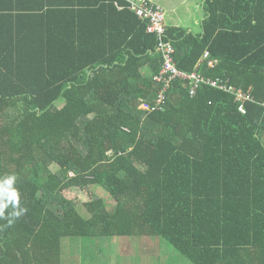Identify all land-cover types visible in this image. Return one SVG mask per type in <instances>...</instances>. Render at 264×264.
<instances>
[{"label": "trees", "instance_id": "obj_1", "mask_svg": "<svg viewBox=\"0 0 264 264\" xmlns=\"http://www.w3.org/2000/svg\"><path fill=\"white\" fill-rule=\"evenodd\" d=\"M39 1L0 9V183L19 193L0 264H64V239L113 237L162 238L189 264H264V0H205L201 34L166 26L180 70L255 99L245 116L183 81L143 112L163 88L149 22L121 0ZM94 187L115 204L90 194L87 218L64 193Z\"/></svg>", "mask_w": 264, "mask_h": 264}, {"label": "rangeland", "instance_id": "obj_2", "mask_svg": "<svg viewBox=\"0 0 264 264\" xmlns=\"http://www.w3.org/2000/svg\"><path fill=\"white\" fill-rule=\"evenodd\" d=\"M90 194L106 199L108 205L115 204L108 193L97 187L84 194L64 193L87 218L90 215L85 203L89 201ZM63 246L64 264H189L167 241L157 237L67 238L63 240ZM68 250L74 251L72 256H67Z\"/></svg>", "mask_w": 264, "mask_h": 264}, {"label": "built area", "instance_id": "obj_3", "mask_svg": "<svg viewBox=\"0 0 264 264\" xmlns=\"http://www.w3.org/2000/svg\"><path fill=\"white\" fill-rule=\"evenodd\" d=\"M124 5L116 3L119 10L128 9L135 13L142 21L149 22L148 33L154 34L157 39L155 52L163 59L162 69L159 70L158 75L153 78V82L157 85L163 86L158 93L155 103L153 105L143 104L141 110L145 113H153L164 109L167 93L171 86L177 81L188 82L190 86V96H196L198 90L206 85L214 89H218L230 93L234 102L238 104V113L242 116L246 115L245 105L247 103H254L255 99L240 90L233 88H226L217 80H209L201 76L198 72L187 73L178 68L175 55L176 49L172 42L167 38V27L165 19V11L162 7L155 5L148 0H121ZM210 58L209 52H206L201 61H206ZM215 61H209V66L213 67ZM264 107V105H263Z\"/></svg>", "mask_w": 264, "mask_h": 264}, {"label": "crops", "instance_id": "obj_4", "mask_svg": "<svg viewBox=\"0 0 264 264\" xmlns=\"http://www.w3.org/2000/svg\"><path fill=\"white\" fill-rule=\"evenodd\" d=\"M155 5L163 8L166 15V26H180L196 34L202 33L201 24L205 18V0H149ZM8 3L15 4L21 8H48L45 2L39 0H0V9ZM27 10V9H26ZM67 256H72L74 251L68 250Z\"/></svg>", "mask_w": 264, "mask_h": 264}, {"label": "clouds", "instance_id": "obj_5", "mask_svg": "<svg viewBox=\"0 0 264 264\" xmlns=\"http://www.w3.org/2000/svg\"><path fill=\"white\" fill-rule=\"evenodd\" d=\"M14 182L15 177H8L0 183V217L4 216V211L9 205H12L13 208L18 205L19 193L13 188ZM21 211H13L10 215L18 217L21 214ZM11 223L12 221L9 220V224Z\"/></svg>", "mask_w": 264, "mask_h": 264}]
</instances>
